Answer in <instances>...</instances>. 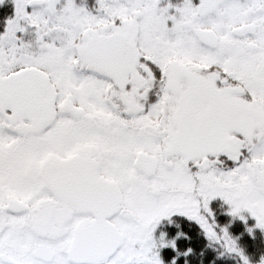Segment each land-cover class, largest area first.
I'll use <instances>...</instances> for the list:
<instances>
[{"label": "snow or ice", "instance_id": "1", "mask_svg": "<svg viewBox=\"0 0 264 264\" xmlns=\"http://www.w3.org/2000/svg\"><path fill=\"white\" fill-rule=\"evenodd\" d=\"M7 5L0 264H178L176 215L264 264L210 206L264 230V0Z\"/></svg>", "mask_w": 264, "mask_h": 264}, {"label": "trees", "instance_id": "2", "mask_svg": "<svg viewBox=\"0 0 264 264\" xmlns=\"http://www.w3.org/2000/svg\"><path fill=\"white\" fill-rule=\"evenodd\" d=\"M11 11V5L0 9V13L3 14H10ZM214 213L218 224L221 227L228 226L230 234L238 239L240 247L253 262L258 261L264 255V236L260 232L254 236L246 232L247 230L244 226L240 225L236 220L231 219L225 213V206L221 200H216ZM188 227V231L186 229L184 230L188 235L186 237H180L178 240V250L182 253L191 247L193 252L188 256H180L178 264H241L240 258L235 254L225 253L221 255L224 251L223 248L219 244L210 245L199 226L195 229L189 223ZM168 234L169 237L174 236V233L171 231ZM175 254L176 252L170 247L162 252V256L166 261Z\"/></svg>", "mask_w": 264, "mask_h": 264}, {"label": "flooded vegetation", "instance_id": "3", "mask_svg": "<svg viewBox=\"0 0 264 264\" xmlns=\"http://www.w3.org/2000/svg\"><path fill=\"white\" fill-rule=\"evenodd\" d=\"M215 202H216V198L211 202V205H210L214 212H215ZM221 202L225 206V213L227 215H229V217L231 219L236 220L238 223H240V225L244 226L246 230H247V227L252 226V225L255 224V220L252 217H248L247 224H245L244 221H241L238 217H236V218L232 217L230 215L229 211H228V209H229L230 206L228 204H226L224 201H221ZM172 220H173V223L172 224H169L167 222V220H165L162 223V225L160 226V228L158 229V233H159V231L163 230V231H167V232L171 231L175 235L177 232H184L185 229H186V231H188V229H189V227H188L189 223H190V225H193L195 227V229L198 228V226H199L194 221H189L186 217H183V216H180V215L174 216L172 218ZM246 232H248V231H246ZM246 232H243V233H246ZM258 232H260L261 235L264 236V230H260L258 228L254 229V234H250V233L249 234L252 235V236H254ZM169 238H171V237H169ZM165 250H167V248L163 249L162 252L165 251Z\"/></svg>", "mask_w": 264, "mask_h": 264}, {"label": "rangeland", "instance_id": "4", "mask_svg": "<svg viewBox=\"0 0 264 264\" xmlns=\"http://www.w3.org/2000/svg\"><path fill=\"white\" fill-rule=\"evenodd\" d=\"M93 2H94V0H92V1H89V0H88V4H89V5H91ZM216 200H221V201H223L222 198H219V197H217ZM244 215H246V216H248V217H251L250 214H248L247 212H245Z\"/></svg>", "mask_w": 264, "mask_h": 264}]
</instances>
